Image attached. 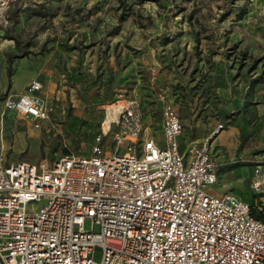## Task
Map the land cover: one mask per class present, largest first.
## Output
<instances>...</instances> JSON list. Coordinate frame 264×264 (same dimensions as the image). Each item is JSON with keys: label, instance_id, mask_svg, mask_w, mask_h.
<instances>
[{"label": "rangeland", "instance_id": "obj_1", "mask_svg": "<svg viewBox=\"0 0 264 264\" xmlns=\"http://www.w3.org/2000/svg\"><path fill=\"white\" fill-rule=\"evenodd\" d=\"M20 68L43 82L35 94L49 120L36 127L5 107L0 90L9 160L50 168L64 153L88 154L131 101L165 145L161 109L171 104L186 150L224 124L213 141V189L253 197L255 170L264 169V0H0V87ZM30 78L18 81L23 93ZM117 129L114 121L106 144L124 151Z\"/></svg>", "mask_w": 264, "mask_h": 264}, {"label": "built area", "instance_id": "obj_2", "mask_svg": "<svg viewBox=\"0 0 264 264\" xmlns=\"http://www.w3.org/2000/svg\"><path fill=\"white\" fill-rule=\"evenodd\" d=\"M43 87L32 78L29 91L5 107L40 127L49 120L35 94ZM161 113L165 145L131 101L88 154L64 153L41 168L0 152V264H264L263 166L251 199L213 189V141L224 124L184 150L179 111L165 104ZM114 121L124 151L106 144Z\"/></svg>", "mask_w": 264, "mask_h": 264}, {"label": "crops", "instance_id": "obj_3", "mask_svg": "<svg viewBox=\"0 0 264 264\" xmlns=\"http://www.w3.org/2000/svg\"><path fill=\"white\" fill-rule=\"evenodd\" d=\"M36 72H34L32 69L30 68H20V70L18 71H14L12 73V75L10 76V78L7 77L6 79V85H5V88L3 87H0V90L1 92L2 91H7L8 89V95H7V98L4 100L6 102L7 99L9 98H12V97H15L17 98L21 93H23L24 91V87H23V84L22 83H18V81L23 78L25 79L26 81L32 76L34 75ZM34 78V76H32L30 78V80ZM31 119V118H30ZM32 121V120H31ZM112 121V120H111ZM110 121V122H111ZM48 122L47 121H44V123ZM159 138V137H158ZM161 139H163V137H161ZM203 140V139H202ZM180 141H181V144H182V148L184 150L185 147L183 146L184 144V138H183V134L181 135L180 137ZM195 141H200V140H195ZM185 145V144H184Z\"/></svg>", "mask_w": 264, "mask_h": 264}, {"label": "bare ground", "instance_id": "obj_4", "mask_svg": "<svg viewBox=\"0 0 264 264\" xmlns=\"http://www.w3.org/2000/svg\"><path fill=\"white\" fill-rule=\"evenodd\" d=\"M111 116H112V115H111ZM109 119H110V117H109ZM104 126H105V128H106V124H105V122H104ZM107 128H108V127H107ZM107 128H106V129H107Z\"/></svg>", "mask_w": 264, "mask_h": 264}, {"label": "trees", "instance_id": "obj_5", "mask_svg": "<svg viewBox=\"0 0 264 264\" xmlns=\"http://www.w3.org/2000/svg\"><path fill=\"white\" fill-rule=\"evenodd\" d=\"M139 1H142V2H143V1H145V0H139ZM11 75H12V74H11ZM11 75H10V76H11Z\"/></svg>", "mask_w": 264, "mask_h": 264}]
</instances>
